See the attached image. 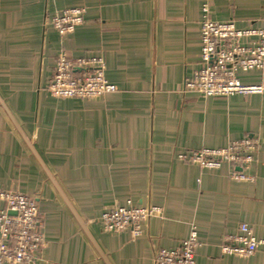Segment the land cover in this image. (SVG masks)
I'll return each instance as SVG.
<instances>
[{"label":"crops","instance_id":"crops-1","mask_svg":"<svg viewBox=\"0 0 264 264\" xmlns=\"http://www.w3.org/2000/svg\"><path fill=\"white\" fill-rule=\"evenodd\" d=\"M205 5L215 22L264 28V0H0V193L38 203L46 244L32 264H105L56 187L110 264H153L192 230L196 264H264V72L240 79L260 93L205 99L184 91L200 68ZM70 9L87 14L62 37L50 20ZM60 52L101 60L116 92L51 99ZM243 139L256 145L254 183L232 181L227 164L205 170L178 158ZM130 205L158 214L137 239L105 234L104 211ZM242 224L258 250L223 255Z\"/></svg>","mask_w":264,"mask_h":264},{"label":"built area","instance_id":"built-area-1","mask_svg":"<svg viewBox=\"0 0 264 264\" xmlns=\"http://www.w3.org/2000/svg\"><path fill=\"white\" fill-rule=\"evenodd\" d=\"M86 14L85 9L60 11L51 18L50 24L60 36L65 37L83 25ZM200 34V68L186 82L185 92L199 94L205 99H227L262 92L261 87L244 86L240 79L264 72V28L238 30L233 22H215L210 18V6L205 5ZM105 68L101 60H72L60 52L47 93L56 100L105 97L116 92V87L106 80ZM255 151V143L243 139L221 150L180 154L178 158L205 170H219L227 164L233 170L232 181L254 183L255 179L248 171ZM0 201L5 204L0 212V264L34 263L46 244L37 201L28 195L11 192H1ZM157 214L155 207L116 206L107 208L99 222L105 234L119 235L130 231L137 239L143 233V224L156 218ZM259 246L252 227L242 224L237 234L225 239L222 254L247 258L253 256ZM199 248L197 233L192 230L189 238L178 247L159 250L153 264H196Z\"/></svg>","mask_w":264,"mask_h":264},{"label":"water","instance_id":"water-1","mask_svg":"<svg viewBox=\"0 0 264 264\" xmlns=\"http://www.w3.org/2000/svg\"><path fill=\"white\" fill-rule=\"evenodd\" d=\"M0 104H1V100H0ZM33 154L35 155V157L37 158L38 162L41 164L43 170L46 172V174L49 176V179L52 181V178L48 172V170L46 169V167L44 166V164L42 163V161L40 160L39 156L36 154V152L34 151V149H32ZM53 182V181H52ZM57 192L59 193V195L63 198L64 202L66 203L67 207L69 208V210L71 211V213L73 214L74 218L76 219V221L78 222V224L81 226V228L84 230V232L86 233V235L88 236L89 240L91 241V243L94 245V247L96 248L99 256L101 257V259L104 261L105 264H110L108 262V260L106 259V257L104 256V254L100 251L99 247L97 246V244L94 242V240L91 238V236L88 234L85 226L82 224L81 220L79 219V217L77 216V214L75 213V211L73 210L72 206L68 203V201L65 199V197L62 195L61 191L56 187ZM10 215H15V214H10Z\"/></svg>","mask_w":264,"mask_h":264},{"label":"rangeland","instance_id":"rangeland-1","mask_svg":"<svg viewBox=\"0 0 264 264\" xmlns=\"http://www.w3.org/2000/svg\"><path fill=\"white\" fill-rule=\"evenodd\" d=\"M7 192V191H6ZM9 192V191H8ZM11 193H17V192H11ZM19 194H22V193H19ZM25 195V194H24ZM38 204V203H37ZM38 211H39V215H40V210H39V207H38ZM41 217V215H40ZM43 221V220H42ZM110 235V234H109Z\"/></svg>","mask_w":264,"mask_h":264}]
</instances>
